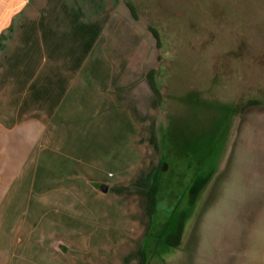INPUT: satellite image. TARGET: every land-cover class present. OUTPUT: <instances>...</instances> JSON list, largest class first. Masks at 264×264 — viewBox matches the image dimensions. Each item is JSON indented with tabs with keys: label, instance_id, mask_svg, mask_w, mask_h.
Instances as JSON below:
<instances>
[{
	"label": "crops",
	"instance_id": "0c3cea01",
	"mask_svg": "<svg viewBox=\"0 0 264 264\" xmlns=\"http://www.w3.org/2000/svg\"><path fill=\"white\" fill-rule=\"evenodd\" d=\"M150 47L118 0H0V264H150ZM114 186L139 190L144 233L122 230Z\"/></svg>",
	"mask_w": 264,
	"mask_h": 264
},
{
	"label": "rangeland",
	"instance_id": "374dc122",
	"mask_svg": "<svg viewBox=\"0 0 264 264\" xmlns=\"http://www.w3.org/2000/svg\"><path fill=\"white\" fill-rule=\"evenodd\" d=\"M118 1L128 15L134 8L150 42L146 70L160 94L147 263L264 264V0ZM143 142L146 156L152 147ZM200 178L208 184L192 202ZM134 190L114 186L110 197L120 199L122 230L144 233Z\"/></svg>",
	"mask_w": 264,
	"mask_h": 264
},
{
	"label": "trees",
	"instance_id": "16d2710c",
	"mask_svg": "<svg viewBox=\"0 0 264 264\" xmlns=\"http://www.w3.org/2000/svg\"><path fill=\"white\" fill-rule=\"evenodd\" d=\"M128 9H129V12H130V15L133 19H136V15H135V11H134V8L128 4L127 5ZM148 30L149 32L151 33L152 37L155 39L156 41V46L159 47V42H160V36H159V32L153 28V27H148ZM153 76H154V71L153 70H149L147 72V78H148V81L150 83V86L152 88V91L154 92V94L156 95L157 99H158V102H159V99H160V94L158 92V89L156 88V85L153 81ZM207 182V179H196L193 183H192V186L190 188V195H191V200L193 202L194 200V197L197 195L198 191L204 186V184ZM156 182L151 185L150 189L148 190V196H149V201H150V209L152 210V206H153V195L156 193ZM182 222H179L177 228H176V240H171L170 242H168L169 245L173 246V245H177V243L179 242L180 240V234H181V231H182Z\"/></svg>",
	"mask_w": 264,
	"mask_h": 264
},
{
	"label": "water",
	"instance_id": "95a60500",
	"mask_svg": "<svg viewBox=\"0 0 264 264\" xmlns=\"http://www.w3.org/2000/svg\"><path fill=\"white\" fill-rule=\"evenodd\" d=\"M102 191H105L106 190V187H101Z\"/></svg>",
	"mask_w": 264,
	"mask_h": 264
}]
</instances>
